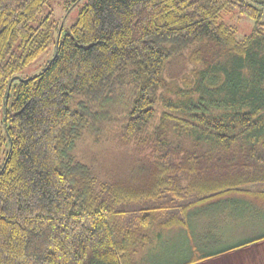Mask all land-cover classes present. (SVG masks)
Here are the masks:
<instances>
[{
  "label": "trees",
  "instance_id": "1",
  "mask_svg": "<svg viewBox=\"0 0 264 264\" xmlns=\"http://www.w3.org/2000/svg\"><path fill=\"white\" fill-rule=\"evenodd\" d=\"M52 1L0 0V264H136L153 229L190 231L195 210L264 212L260 8L72 0L65 10L77 14L65 29L46 12ZM233 11L253 20L250 35L223 22ZM51 46L44 69L24 78ZM125 96L116 137L137 162L119 174L102 161L101 180L77 148L88 132L99 143ZM263 240L194 249L180 264Z\"/></svg>",
  "mask_w": 264,
  "mask_h": 264
},
{
  "label": "rangeland",
  "instance_id": "2",
  "mask_svg": "<svg viewBox=\"0 0 264 264\" xmlns=\"http://www.w3.org/2000/svg\"><path fill=\"white\" fill-rule=\"evenodd\" d=\"M70 1L72 0H53L51 7L46 10L51 12L53 20L65 26V29L72 24L77 14L76 10L71 14L66 12V3ZM246 1L263 11L261 22L264 23V4H259L256 0ZM222 20L237 31L239 38L250 35L254 29L253 20L235 11L224 14ZM54 55L55 47L51 46L22 76L27 78L38 75ZM126 101V96L123 99L119 97L118 105L112 111L113 116L106 123L107 126L100 136L99 143L96 142L95 136L88 132L77 148L79 159L88 165L93 163L101 180L105 178L102 161H105L106 165L115 162L114 166H117L116 170L119 174H121L119 169L124 174L130 173L133 163L137 162L132 159L133 147L120 144L116 137L124 124ZM1 150L0 148V168L3 163ZM94 156L99 159L96 163L92 161ZM259 211L261 210L257 207L243 204L237 206L227 204L195 210L190 216V224H193L192 240L189 239L188 232L183 229H153L152 243L136 256V264H180L192 257L194 247L204 252H215L232 246L243 238L260 235L264 233V213Z\"/></svg>",
  "mask_w": 264,
  "mask_h": 264
},
{
  "label": "crops",
  "instance_id": "3",
  "mask_svg": "<svg viewBox=\"0 0 264 264\" xmlns=\"http://www.w3.org/2000/svg\"><path fill=\"white\" fill-rule=\"evenodd\" d=\"M210 207H214V206H210ZM189 225H190V231H186V232H188L187 235L189 236V239L192 240V229L191 228L193 224L189 223ZM252 237H255V236H252ZM248 238H251V237H246V238H243L242 240L248 239ZM194 249H198V248L194 247ZM194 249H193V252H194ZM198 264H264V240L257 242L255 244L216 256L214 258L205 260Z\"/></svg>",
  "mask_w": 264,
  "mask_h": 264
},
{
  "label": "water",
  "instance_id": "4",
  "mask_svg": "<svg viewBox=\"0 0 264 264\" xmlns=\"http://www.w3.org/2000/svg\"><path fill=\"white\" fill-rule=\"evenodd\" d=\"M15 79H20V77H16Z\"/></svg>",
  "mask_w": 264,
  "mask_h": 264
}]
</instances>
